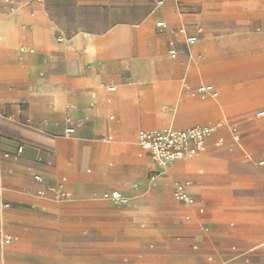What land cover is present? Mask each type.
<instances>
[{
  "label": "crops",
  "instance_id": "0c3cea01",
  "mask_svg": "<svg viewBox=\"0 0 264 264\" xmlns=\"http://www.w3.org/2000/svg\"><path fill=\"white\" fill-rule=\"evenodd\" d=\"M196 2H0V198L12 204L1 207L11 237L3 264H264V117L254 116L264 111V66L250 44L227 50L245 36L264 47V0ZM208 71L214 83L203 82ZM205 85L206 97L181 99L183 120L157 113ZM156 89L164 100L145 129ZM220 91L235 99L203 107ZM228 119L202 153L164 166L137 144L141 131ZM177 185L192 205L174 198ZM113 191L124 203L104 199Z\"/></svg>",
  "mask_w": 264,
  "mask_h": 264
},
{
  "label": "built area",
  "instance_id": "2783aa9c",
  "mask_svg": "<svg viewBox=\"0 0 264 264\" xmlns=\"http://www.w3.org/2000/svg\"><path fill=\"white\" fill-rule=\"evenodd\" d=\"M16 0H0L6 5L14 6ZM158 5H161L159 3ZM160 31H168V26L165 22H159L157 25ZM197 39L195 37L186 38V44L188 46H194ZM170 58H175L177 52L174 48L168 50ZM109 92H114V87L107 88ZM213 88L210 85L200 86L196 90V94L203 98L212 92ZM258 117H264V111L258 113ZM68 128L66 134H72L74 131V124L68 118ZM216 132V128L212 126H196L182 131H176L172 129H162L156 131H141L137 137V144L140 150L149 155L154 163L159 166H164L168 163H173L186 158H191L199 153H202L205 149L206 141ZM22 153V148L17 149V155ZM34 180L38 183L43 182L41 175H34ZM41 194V193H40ZM57 199H64L69 197L68 193L59 190L56 195ZM104 199L111 201L114 204L124 203V198L119 192L113 191L104 194ZM174 198L186 205H192L193 199L189 194L185 192V189L181 185H177L174 192ZM5 207H8L6 205ZM0 235H2L3 243L9 244L11 237L3 235V231L0 229Z\"/></svg>",
  "mask_w": 264,
  "mask_h": 264
},
{
  "label": "rangeland",
  "instance_id": "374dc122",
  "mask_svg": "<svg viewBox=\"0 0 264 264\" xmlns=\"http://www.w3.org/2000/svg\"><path fill=\"white\" fill-rule=\"evenodd\" d=\"M192 3H197L196 0H192ZM192 9V4L191 6ZM256 34H261L259 31H256ZM248 36H245L244 39L240 38V39H236L232 42H229V45H228V49L229 50L230 48H234L233 46H243L245 47L246 45L250 44L251 46L254 47V52L258 55L256 56V58L258 59L257 61H259L260 63H257L258 66L260 67H263L264 66V47H263V42L262 41H250L248 42ZM231 44H233V46H231ZM236 48V47H235ZM204 59L207 58V53L204 52ZM167 64H170L169 61L166 59V60H163L162 61V64L161 65H167ZM256 65V64H255ZM171 68L169 69H159V72L160 73H164V72H167V71H170ZM211 70V68L209 69ZM211 71H208L206 72V74H203V82L204 83H214V78H213V73ZM157 88V87H156ZM156 93L155 95L153 96V99L151 98L150 100H148L147 102H145V106H147V104L149 105L148 108L144 109L143 110V114L146 116V127L145 129H148V126H153V118L150 117L149 115L151 114L150 112V108H151V105L154 104L155 100H160V101H163L164 100V97H163V91L159 90V89H156L155 90ZM185 91V95L182 96V92ZM184 93V92H183ZM174 101H166V102H163V103H160L159 107H158V111L157 113L160 114V115H163V116H167V117H172L173 119L175 120H183V118L181 117H175L176 114H177V110H178V107H179V103L181 102V99L182 101L184 100H190V99H200L197 95H196V87L194 89H191V90H187V89H183L181 91H178L175 95V98H173ZM233 99H235V96H231L230 94H225L223 91H220L219 92V95H218V100H211V99H204L202 101V104H203V107H206L208 109H217V108H220L221 105H227L228 103H230ZM261 100H263V98L261 97ZM260 110H264V107H261ZM259 113V111L257 113H255L254 116H256L257 114ZM179 121H177L176 123H178ZM213 123H216V124H221L220 121H217V122H210L209 124H213ZM208 123H206V125H209ZM231 124H232V121L231 119H228L227 121H224L216 130H217V133L219 132V130L221 129H229L231 127ZM200 125V124H198ZM165 128H173L171 125H166V126H162V127H159V129H165ZM241 141L239 140L238 144H240ZM221 145V143H219ZM229 148V147H228ZM229 151V149L227 150ZM9 205V208H5L6 205ZM1 207H2V215H4V212H7L8 210H10L12 208V204L9 200H7L6 198H0V214H1ZM3 222H0V229L3 231V234L4 235H7L9 234L7 228H8V225H10L7 221H6V217L3 218ZM21 226V225H20ZM2 237H0V250L2 251V248L5 249V247H7L6 245L3 244V241H2ZM0 251V253H1ZM2 254V253H1ZM0 264H3L2 263V260L0 258Z\"/></svg>",
  "mask_w": 264,
  "mask_h": 264
},
{
  "label": "bare ground",
  "instance_id": "6f19581e",
  "mask_svg": "<svg viewBox=\"0 0 264 264\" xmlns=\"http://www.w3.org/2000/svg\"><path fill=\"white\" fill-rule=\"evenodd\" d=\"M5 21V20H4ZM7 21V20H6ZM9 21V20H8ZM7 21V22H8ZM15 21V20H14ZM3 33H4V31H3ZM2 39V38H1ZM172 66H171V64H167V65H161V69H168V68H171ZM131 94V93H130ZM216 101L218 100V97H217V99H215ZM210 126H212V127H214V128H218L219 126H220V124H212V125H210ZM152 127V126H151ZM156 130H160V129H155V130H151V131H156Z\"/></svg>",
  "mask_w": 264,
  "mask_h": 264
}]
</instances>
